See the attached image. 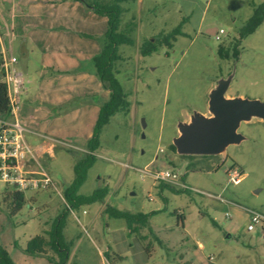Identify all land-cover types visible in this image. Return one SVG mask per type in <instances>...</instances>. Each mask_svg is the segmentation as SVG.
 Returning a JSON list of instances; mask_svg holds the SVG:
<instances>
[{
    "label": "rangeland",
    "instance_id": "1",
    "mask_svg": "<svg viewBox=\"0 0 264 264\" xmlns=\"http://www.w3.org/2000/svg\"><path fill=\"white\" fill-rule=\"evenodd\" d=\"M263 1L121 3V26L136 24L130 34L134 44H120V60L115 62L128 110L116 112L102 126L95 161L78 190L87 195L108 186L107 194L102 201L72 212L66 209L60 194L73 179V165L84 152L80 149L85 144L83 136L90 129L92 133L96 118L91 120L84 111L57 119L61 132L47 131L62 143L54 146L51 156L44 154L40 159L58 193L51 189L17 191L0 182V246L14 264H53L58 260L50 249L46 256L29 254L24 248L29 238L48 229L62 213L69 250L62 264H264V236L260 230L246 228L247 209L264 214L263 119L251 116L241 120L236 132L243 138L216 155L180 156L171 148L173 138L180 134V124H189L196 113L213 116L207 101L217 83L227 81L226 98L264 101V17L239 40L238 55L231 51L239 29L254 6ZM20 2L0 0V22L12 10L19 13ZM50 3L44 2L38 9L42 19ZM182 20L183 34L171 48L161 45L148 56L140 55L138 46L143 39L167 32ZM216 28L224 31L219 41L212 36ZM2 44L4 52L11 53L5 39ZM220 46L225 51L222 56L218 54ZM45 52L36 46L29 51L25 78L30 77L31 82L25 87L32 94L38 91L42 60L48 56ZM27 96L23 93L20 101ZM71 132L76 136L71 137ZM232 163L242 172L236 185L226 176ZM164 169L176 171L191 192L160 189L161 182L154 181L152 174ZM107 206L153 213L147 227L128 233L123 219L105 215Z\"/></svg>",
    "mask_w": 264,
    "mask_h": 264
},
{
    "label": "crops",
    "instance_id": "2",
    "mask_svg": "<svg viewBox=\"0 0 264 264\" xmlns=\"http://www.w3.org/2000/svg\"><path fill=\"white\" fill-rule=\"evenodd\" d=\"M20 1L19 13L12 10L10 16L0 22L2 53L5 39L10 52L17 57L15 67L24 77L29 70L31 46L43 47L48 56L46 60H42L38 79L40 88L32 94L30 88L25 87L23 93L28 96L20 101L16 117L31 131L49 137V132H61L56 127L57 119L86 111L90 119L94 120L98 115L99 105L109 96L108 90L99 81L92 62L103 43L106 17L93 13L79 1ZM47 1L51 3L47 15L42 19L37 11ZM14 50L22 57L15 54ZM24 79L25 84L31 82L30 77ZM76 134L71 132L70 135L75 137ZM90 135L91 129L83 136L85 144L81 150H85ZM261 251L264 263V251Z\"/></svg>",
    "mask_w": 264,
    "mask_h": 264
},
{
    "label": "trees",
    "instance_id": "3",
    "mask_svg": "<svg viewBox=\"0 0 264 264\" xmlns=\"http://www.w3.org/2000/svg\"><path fill=\"white\" fill-rule=\"evenodd\" d=\"M79 1L85 4L91 9V11L97 15L106 17V25L103 33V43H101L100 51L93 57V65L95 72L99 77V81L102 86L109 92V96L104 100L98 109V115L96 116L92 133L87 139L85 150L81 153V156L75 161L73 165V179L70 183L66 184L62 189V196L70 209L79 208L82 205H89L94 202L102 201L107 194L108 186H100L92 190L89 194L85 195L79 193L83 182L86 180L87 171L92 167L95 161V151L99 147V135L101 128L108 118L114 115L116 112L128 110L127 94L124 92V88L119 82L116 76L117 70L115 69V62L120 60V54L118 53V46L120 44L133 45L134 40L131 37V32L136 25L134 22H128L122 25V13L124 12V6L121 4L124 1L130 0H73ZM264 17V1L259 5L254 6L251 15L246 20L245 24L239 29V39L232 46V54L237 56V46L239 40L247 36L253 30H255L262 22ZM184 21H180L176 26H173L169 31H159L151 38L143 39L138 46V52L140 55L148 56L155 52L159 46L171 48L173 42L178 35H182L181 27ZM218 54L223 55L225 51L223 47L218 48ZM7 92L4 83L0 82V118H5L9 114V107L7 102ZM171 148L176 151V147L171 144ZM213 154L196 155V154H182L180 156H196L207 157ZM233 164V163H232ZM191 165V163H189ZM234 165V164H233ZM167 187L168 189L180 192H191L192 189L182 186H173L170 183L161 182L160 189ZM67 208V207H66ZM105 215L108 217L121 218L126 223L128 233L136 232L138 229L147 227L149 224V217L153 212L142 213L139 211L129 212L121 210L115 206H107L104 209ZM65 213L57 215L49 226L42 233L35 234L25 244L24 250L29 254L40 255L45 254L47 256V249L55 252L58 256V260L51 263L62 264L68 259L69 250L65 237L62 233V228L65 224ZM181 219V218H180ZM0 264H14L9 254L0 246Z\"/></svg>",
    "mask_w": 264,
    "mask_h": 264
},
{
    "label": "built area",
    "instance_id": "4",
    "mask_svg": "<svg viewBox=\"0 0 264 264\" xmlns=\"http://www.w3.org/2000/svg\"><path fill=\"white\" fill-rule=\"evenodd\" d=\"M222 29H215L212 36L219 41L223 35ZM16 59L12 53H2L0 58V82L4 83L7 92L9 114L0 118V182L11 186L17 191H39L51 189L58 193V188L41 163L44 154L51 156L54 146L62 141L40 132L31 131L23 124L16 114L20 106V96L25 89V77L16 67ZM31 136H35L33 139ZM227 180L236 185L241 180L239 167L231 164L226 170ZM178 173L171 169L156 171L152 174L154 181L175 183L185 187ZM64 201L66 209L72 212ZM249 231L260 230L264 236V214L247 209Z\"/></svg>",
    "mask_w": 264,
    "mask_h": 264
},
{
    "label": "water",
    "instance_id": "5",
    "mask_svg": "<svg viewBox=\"0 0 264 264\" xmlns=\"http://www.w3.org/2000/svg\"><path fill=\"white\" fill-rule=\"evenodd\" d=\"M227 81L217 83L210 91L208 110L213 113L205 118L197 113L189 124H180V134L173 138L178 154H218L229 143H237L243 136L236 132L241 120L251 116L264 121V101L248 98H226L223 93Z\"/></svg>",
    "mask_w": 264,
    "mask_h": 264
}]
</instances>
